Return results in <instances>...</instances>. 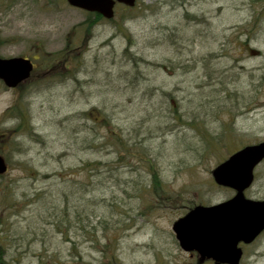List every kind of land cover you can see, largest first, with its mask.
Here are the masks:
<instances>
[{
  "label": "rangeland",
  "instance_id": "374dc122",
  "mask_svg": "<svg viewBox=\"0 0 264 264\" xmlns=\"http://www.w3.org/2000/svg\"><path fill=\"white\" fill-rule=\"evenodd\" d=\"M89 14L66 0H0V57L35 58L19 91L0 86L4 259L208 264L171 226L231 198L212 170L264 142V0H136L111 20L92 14L85 35ZM20 110L30 129L13 133ZM102 114L111 128L93 123ZM107 130L132 147L144 138L161 187L182 201L151 194L136 158L113 164L121 147ZM255 174L245 197L264 200V160ZM241 248L240 264H264V232Z\"/></svg>",
  "mask_w": 264,
  "mask_h": 264
},
{
  "label": "water",
  "instance_id": "95a60500",
  "mask_svg": "<svg viewBox=\"0 0 264 264\" xmlns=\"http://www.w3.org/2000/svg\"><path fill=\"white\" fill-rule=\"evenodd\" d=\"M70 7L95 13L110 20L115 4L133 7L136 0H66ZM32 63L22 57L0 58V80L7 88H15L30 76ZM264 160V142L246 146L216 166L212 178L216 185L232 189L235 195L215 205H197L172 224V232L180 249L196 253L214 264H239L240 243L251 244L264 230V200L244 197L253 182L254 168ZM7 165L0 156V176Z\"/></svg>",
  "mask_w": 264,
  "mask_h": 264
},
{
  "label": "trees",
  "instance_id": "16d2710c",
  "mask_svg": "<svg viewBox=\"0 0 264 264\" xmlns=\"http://www.w3.org/2000/svg\"><path fill=\"white\" fill-rule=\"evenodd\" d=\"M88 16H89V18L82 23V25L85 28V35H87V33L89 31V19L91 18L92 14H89ZM93 17H95L96 20H102V18L99 15H93ZM72 61H74V59ZM52 64H53V62H52ZM17 110L19 111V109L16 108V105H14L11 109H9L7 114H11V112H15L17 114L18 113ZM20 111H21L20 115L22 116L21 121H20V123L16 124V126L12 129L13 133H19V132L23 133L24 131H27L30 129L29 123L26 120V116L22 115V114H24L22 110H20ZM12 116H13V113H12ZM24 116H25V120H24ZM83 116L86 118H89L91 116V110H90V112L84 113ZM15 118H17V117H15ZM92 121H93V123H99L98 125H100L102 127L111 128V126H112V123L109 121L108 118L104 117V115L102 116L101 121H100V119H96V120L92 119ZM108 133L110 134L109 136H110V140H111V142H109V143H111L115 149L117 148V145H119L121 147V150L119 151L118 156H117V160L115 162H113V164H115V165L119 164V166L123 167V165L124 166L127 165L129 158H136V160L139 161L138 164L140 163V164H142L143 167L145 166L148 174H150L149 191L151 194L155 195V197H157L159 199L162 196L163 197L162 200H164V203H166V202L171 203L172 200L182 201V199L178 195H176V196L169 195L167 192H165L163 190V187H161L163 185H161L160 177L158 175V172L155 169L154 160L151 158L152 155L150 154L149 150H147L145 147H143L144 142H145L144 138L142 140L139 139L137 141L132 140V143L135 145L134 147H132L131 145H129L127 143V142H129L130 139L124 140L121 137V135H119L113 131L109 132V130H107V134ZM1 153L2 152L0 151V154ZM4 158H5L6 163L8 164V161H7L8 159L6 157H4ZM100 165L101 164L99 162L94 164L96 169ZM5 175H2L0 177L2 178ZM1 239L2 238L0 237V264H11L9 262H6L4 259L5 250L3 249V246H1L2 245Z\"/></svg>",
  "mask_w": 264,
  "mask_h": 264
},
{
  "label": "flooded vegetation",
  "instance_id": "af4514ba",
  "mask_svg": "<svg viewBox=\"0 0 264 264\" xmlns=\"http://www.w3.org/2000/svg\"><path fill=\"white\" fill-rule=\"evenodd\" d=\"M18 57H23V58H25V59H29V60L31 61V63H32V66H33V70H32V72L34 71V69H35L34 59H35V58H29V57H27V56H18ZM9 58H12V57H8V58H6V59H9ZM3 59H5V58H3ZM32 72L30 73V77H29V79H27L24 83L30 81L31 76H32ZM24 83H23V82H22V83H19L15 88H7V87L5 86V84L0 80V86H1L3 89H5V90H10V91H13V92L19 91L20 88L22 87V85H23ZM255 176H256V174H255V170H254V180H255ZM253 183H254V181H253ZM190 256H195V257L197 258V256L194 255V254H192V255H190ZM205 261H206L208 264H213V262L210 261V260H205Z\"/></svg>",
  "mask_w": 264,
  "mask_h": 264
}]
</instances>
